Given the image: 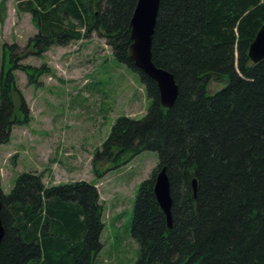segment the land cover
Segmentation results:
<instances>
[{
    "label": "trees",
    "instance_id": "trees-1",
    "mask_svg": "<svg viewBox=\"0 0 264 264\" xmlns=\"http://www.w3.org/2000/svg\"><path fill=\"white\" fill-rule=\"evenodd\" d=\"M138 2L19 0L18 9L38 23L29 44L34 55L97 34L146 88L151 105L145 117L119 118L92 161L94 168L113 164L110 172L144 152L158 154L134 207L138 263L264 264V60L249 58L264 26V0H161L152 60L179 87L171 109L130 58ZM12 51L1 78L0 147L17 123ZM213 82L225 85L211 93ZM162 168L171 185V229L154 193ZM0 194V264H94L104 230L94 185L47 188L41 175L23 173L8 195Z\"/></svg>",
    "mask_w": 264,
    "mask_h": 264
},
{
    "label": "rangeland",
    "instance_id": "rangeland-1",
    "mask_svg": "<svg viewBox=\"0 0 264 264\" xmlns=\"http://www.w3.org/2000/svg\"><path fill=\"white\" fill-rule=\"evenodd\" d=\"M19 0H0V97L2 74L17 56L11 93L17 123L0 147V189L8 195L23 173L42 176L47 187L86 182L102 206L103 249L94 264H139L131 225L140 185L158 167L144 152L120 170L93 159L121 117L141 120L151 105L140 76L116 61L105 39L93 34L34 55L38 23L19 11ZM225 83L213 82L211 93ZM105 174V175H104Z\"/></svg>",
    "mask_w": 264,
    "mask_h": 264
},
{
    "label": "water",
    "instance_id": "water-1",
    "mask_svg": "<svg viewBox=\"0 0 264 264\" xmlns=\"http://www.w3.org/2000/svg\"><path fill=\"white\" fill-rule=\"evenodd\" d=\"M160 2L161 0H139L131 22L133 44L130 47L129 54L137 69L157 83L161 96V105L166 109H171L178 98L179 87L174 76L170 72L156 67L152 60V42ZM249 58L254 64L264 60V26L260 29L255 41L250 46ZM194 188L196 189L195 182ZM154 193L158 204L167 216L171 229L172 197L166 168H162L156 177ZM1 198L0 194V248L5 236V229L1 219Z\"/></svg>",
    "mask_w": 264,
    "mask_h": 264
}]
</instances>
